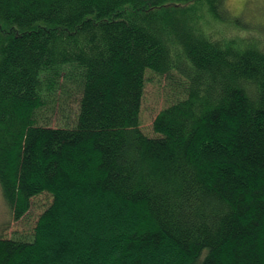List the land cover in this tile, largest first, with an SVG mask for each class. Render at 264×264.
I'll return each instance as SVG.
<instances>
[{
    "label": "trees",
    "instance_id": "1",
    "mask_svg": "<svg viewBox=\"0 0 264 264\" xmlns=\"http://www.w3.org/2000/svg\"><path fill=\"white\" fill-rule=\"evenodd\" d=\"M244 21L226 0H0L1 195L17 221L52 198L0 264H264V37ZM147 72L171 92L153 136ZM72 92L71 126L41 120Z\"/></svg>",
    "mask_w": 264,
    "mask_h": 264
},
{
    "label": "rangeland",
    "instance_id": "2",
    "mask_svg": "<svg viewBox=\"0 0 264 264\" xmlns=\"http://www.w3.org/2000/svg\"><path fill=\"white\" fill-rule=\"evenodd\" d=\"M226 5L230 13L236 17L242 15L245 21L255 27L256 32L251 29V35L259 33L264 37V0H226ZM237 32L240 35L248 33L247 30ZM170 93L169 82L165 77L156 76L151 72L146 73L140 112V129L145 134L153 136L152 121L156 114L171 101ZM60 95H57L55 101L48 102L44 106L40 112L41 120L51 126H71L78 113V95L73 92ZM51 201L52 198L47 193L33 197L30 209L17 221L13 220L0 191V237L30 238L38 217Z\"/></svg>",
    "mask_w": 264,
    "mask_h": 264
}]
</instances>
